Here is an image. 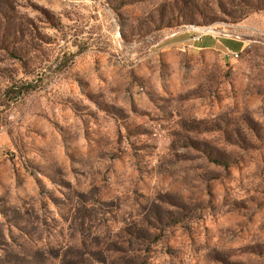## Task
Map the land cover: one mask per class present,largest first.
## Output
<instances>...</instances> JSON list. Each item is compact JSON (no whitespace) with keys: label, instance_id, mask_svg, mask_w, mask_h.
Instances as JSON below:
<instances>
[{"label":"rangeland","instance_id":"374dc122","mask_svg":"<svg viewBox=\"0 0 264 264\" xmlns=\"http://www.w3.org/2000/svg\"><path fill=\"white\" fill-rule=\"evenodd\" d=\"M251 2L0 0V264H264Z\"/></svg>","mask_w":264,"mask_h":264},{"label":"crops","instance_id":"0c3cea01","mask_svg":"<svg viewBox=\"0 0 264 264\" xmlns=\"http://www.w3.org/2000/svg\"><path fill=\"white\" fill-rule=\"evenodd\" d=\"M170 43L177 45L179 47L185 46L189 48H195V49H219V50H230L232 52H241L242 49H245L246 44L242 42L241 39L229 37V36H220V35H213V34H204L200 35L199 33H193L191 30H184L180 32H176L174 34H171L169 37ZM210 39V43H206ZM219 41L220 44H225L226 48H223L220 44H218ZM230 43L239 44L240 48H231L229 45ZM238 53V54H239ZM237 55V54H236ZM235 55V56H236Z\"/></svg>","mask_w":264,"mask_h":264},{"label":"trees","instance_id":"16d2710c","mask_svg":"<svg viewBox=\"0 0 264 264\" xmlns=\"http://www.w3.org/2000/svg\"><path fill=\"white\" fill-rule=\"evenodd\" d=\"M255 10H264V0H258V2H251L248 4L247 13Z\"/></svg>","mask_w":264,"mask_h":264},{"label":"built area","instance_id":"2783aa9c","mask_svg":"<svg viewBox=\"0 0 264 264\" xmlns=\"http://www.w3.org/2000/svg\"><path fill=\"white\" fill-rule=\"evenodd\" d=\"M206 28H207V27H206ZM207 31H209V30H206V29H205L204 31H201L199 34H200L201 36L204 35V34H208ZM238 53H239V52H232V51H230V50H228V52H227L228 55H231V54H232V55H234V56H235L236 54H238Z\"/></svg>","mask_w":264,"mask_h":264},{"label":"bare ground","instance_id":"6f19581e","mask_svg":"<svg viewBox=\"0 0 264 264\" xmlns=\"http://www.w3.org/2000/svg\"><path fill=\"white\" fill-rule=\"evenodd\" d=\"M197 29H198V28H197ZM205 29H206V30H209V31H212V32L215 31L213 26L207 27V28H205Z\"/></svg>","mask_w":264,"mask_h":264}]
</instances>
